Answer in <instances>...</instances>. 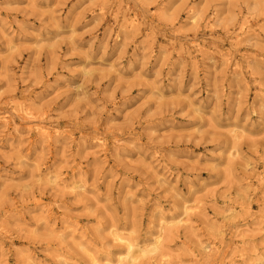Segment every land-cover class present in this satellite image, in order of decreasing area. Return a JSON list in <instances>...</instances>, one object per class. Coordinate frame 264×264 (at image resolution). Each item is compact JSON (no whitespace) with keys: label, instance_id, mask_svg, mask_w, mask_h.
<instances>
[{"label":"rangeland","instance_id":"1","mask_svg":"<svg viewBox=\"0 0 264 264\" xmlns=\"http://www.w3.org/2000/svg\"><path fill=\"white\" fill-rule=\"evenodd\" d=\"M162 225L139 264H264V0H0V264Z\"/></svg>","mask_w":264,"mask_h":264},{"label":"bare ground","instance_id":"2","mask_svg":"<svg viewBox=\"0 0 264 264\" xmlns=\"http://www.w3.org/2000/svg\"><path fill=\"white\" fill-rule=\"evenodd\" d=\"M39 135H43L45 138H48L50 134L47 132L45 128H39ZM185 221H178L176 224L184 225ZM163 228H160V234L148 245L143 248H137L125 240L124 237L113 234L114 241L119 243L122 248V251H119L116 259L113 260H105L101 263H98L96 259H92L93 264H139L144 260H153L156 257L165 258L163 249H164V233L165 226L162 225ZM172 225L168 226L171 227Z\"/></svg>","mask_w":264,"mask_h":264}]
</instances>
